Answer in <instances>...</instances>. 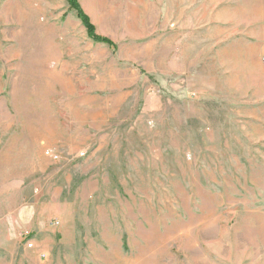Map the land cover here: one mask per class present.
<instances>
[{
	"label": "rangeland",
	"instance_id": "1",
	"mask_svg": "<svg viewBox=\"0 0 264 264\" xmlns=\"http://www.w3.org/2000/svg\"><path fill=\"white\" fill-rule=\"evenodd\" d=\"M76 1L0 0V264H264V0Z\"/></svg>",
	"mask_w": 264,
	"mask_h": 264
},
{
	"label": "trees",
	"instance_id": "2",
	"mask_svg": "<svg viewBox=\"0 0 264 264\" xmlns=\"http://www.w3.org/2000/svg\"><path fill=\"white\" fill-rule=\"evenodd\" d=\"M68 2H69V5H70L71 9L75 10L76 13L78 14L79 19L82 20V23L87 28L88 35L90 37H92V39H94L95 41L111 45V42L109 40L104 39V38L102 39V38L98 37L97 35H95L94 27L90 24V21H89L88 17L81 10V8H80L79 4L77 3V1L76 0H68Z\"/></svg>",
	"mask_w": 264,
	"mask_h": 264
},
{
	"label": "crops",
	"instance_id": "3",
	"mask_svg": "<svg viewBox=\"0 0 264 264\" xmlns=\"http://www.w3.org/2000/svg\"><path fill=\"white\" fill-rule=\"evenodd\" d=\"M59 14H60V12H59ZM58 17H59V15H58ZM58 20H56V22H57ZM60 24V20L56 23V25H59Z\"/></svg>",
	"mask_w": 264,
	"mask_h": 264
},
{
	"label": "built area",
	"instance_id": "4",
	"mask_svg": "<svg viewBox=\"0 0 264 264\" xmlns=\"http://www.w3.org/2000/svg\"><path fill=\"white\" fill-rule=\"evenodd\" d=\"M31 247H33V246H31Z\"/></svg>",
	"mask_w": 264,
	"mask_h": 264
}]
</instances>
